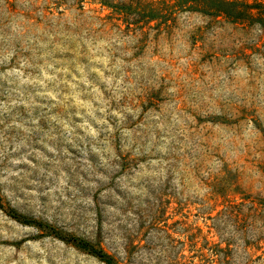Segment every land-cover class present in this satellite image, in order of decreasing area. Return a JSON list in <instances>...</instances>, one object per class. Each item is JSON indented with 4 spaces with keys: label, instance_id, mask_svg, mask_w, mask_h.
Masks as SVG:
<instances>
[{
    "label": "rangeland",
    "instance_id": "1",
    "mask_svg": "<svg viewBox=\"0 0 264 264\" xmlns=\"http://www.w3.org/2000/svg\"><path fill=\"white\" fill-rule=\"evenodd\" d=\"M234 1L252 16L217 0H0V74L56 76L0 78L4 264L39 261L33 245L48 264H106L90 248L118 264H264V0ZM72 75L100 89L107 124L36 95Z\"/></svg>",
    "mask_w": 264,
    "mask_h": 264
},
{
    "label": "clouds",
    "instance_id": "2",
    "mask_svg": "<svg viewBox=\"0 0 264 264\" xmlns=\"http://www.w3.org/2000/svg\"><path fill=\"white\" fill-rule=\"evenodd\" d=\"M85 43L89 45V52H95L97 50V49H93L91 44L88 41H85ZM107 43H108L107 41L101 42L102 45H106ZM98 48H99V46H98ZM8 55L10 56L11 53H9ZM93 58L97 61L106 63V58H102L99 56H94ZM117 63H120V62L117 61ZM181 63H183V61H181ZM23 67H24V65H21L20 68H13L4 74H0V78L14 77L15 80L10 81V82L17 83L18 85H39L40 88H42V89H47V84H46L47 81H55L56 80V76L54 74L50 75L49 72L45 71L43 67L40 70L41 76H42L41 79L33 78L30 75L26 76L25 73L21 70ZM47 67L52 68V65L48 64ZM92 70L97 72L99 75L103 76V73L100 72L99 69L94 68ZM55 71L56 72H68V69L67 68L56 69ZM80 71H82V70H80ZM106 81L110 84L111 83V77H107ZM120 83H121L120 80L116 81L117 86ZM59 84L63 85L67 89V91L61 93V92H56L54 90H45V91L37 92L36 95L47 98L48 100L54 101L55 105H61V106H64L66 101L71 100L72 106L76 107L77 109H84L86 115L91 117L97 124H107L106 120L97 119V117L95 115L97 112L105 113L106 112V104H107V102L102 99V93L97 86L92 85L83 75H81L80 77L72 75L71 80H61V81H59ZM80 85L84 86V90H81ZM58 97H62V98H58ZM85 97H91V98L89 99V98H85ZM93 100L97 101L99 104H101L103 106L94 107L93 106ZM17 103H25V102L23 100L12 101L13 106H15ZM0 108H5V106L3 104H0ZM129 111H131V109H129ZM76 115L80 116V118L83 120V123L77 124L75 127L81 129L85 134H87V135L91 136L93 139H95L98 135L97 129L94 128L92 126V124H90L88 122V120L83 119V116H81V113L79 111H77ZM112 115L119 117L121 114L117 111H113ZM158 118L159 117H157V119ZM173 118L174 119L176 118L175 115L173 116ZM53 119H55V117H53ZM33 123H35V121H33ZM59 123L62 124L64 129L69 134L74 132L75 129L70 127L68 122L59 121ZM15 126L18 128H23L22 124L16 123ZM81 139H82V137H81ZM49 150L52 151L53 149H49ZM93 150L94 151H100L99 149L95 148V146L93 147ZM13 163H21V161L16 160V161H13ZM13 175H15V173H13ZM32 250L34 252H40L41 258L38 261L36 259L29 260V259H27V257L21 256V259L25 261V264H48L47 260L44 259V256L46 255V253H44L43 250L40 249L38 245H33ZM14 252H15V249H11L8 251V255L11 256ZM3 256H4V252L0 251V264H4ZM11 264H18V262L16 260H12Z\"/></svg>",
    "mask_w": 264,
    "mask_h": 264
},
{
    "label": "trees",
    "instance_id": "3",
    "mask_svg": "<svg viewBox=\"0 0 264 264\" xmlns=\"http://www.w3.org/2000/svg\"><path fill=\"white\" fill-rule=\"evenodd\" d=\"M217 1H218V7L215 9V12L217 13L229 14L228 10H232L231 12L242 14L245 11L246 14L252 16V13H250L251 9H248V7L250 8V5L245 4L246 7L245 9L242 8V5L244 6V4L238 1H234V0H217ZM82 246L86 247L85 244H83ZM90 250L94 252L96 255H98L106 264H118L117 262L113 261L112 258L109 257V255H107L103 251L100 250L97 251L96 249L93 248H90Z\"/></svg>",
    "mask_w": 264,
    "mask_h": 264
}]
</instances>
